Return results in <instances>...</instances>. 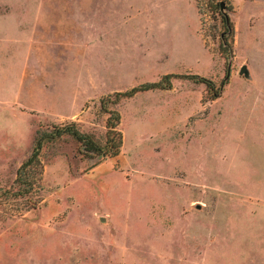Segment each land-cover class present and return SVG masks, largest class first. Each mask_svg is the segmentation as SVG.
<instances>
[{"label":"rangeland","instance_id":"rangeland-1","mask_svg":"<svg viewBox=\"0 0 264 264\" xmlns=\"http://www.w3.org/2000/svg\"><path fill=\"white\" fill-rule=\"evenodd\" d=\"M227 2L229 58L206 0H0V264H264V0ZM114 111L117 156L65 133L17 183Z\"/></svg>","mask_w":264,"mask_h":264},{"label":"trees","instance_id":"trees-1","mask_svg":"<svg viewBox=\"0 0 264 264\" xmlns=\"http://www.w3.org/2000/svg\"><path fill=\"white\" fill-rule=\"evenodd\" d=\"M200 4V2H199ZM202 5V4H201ZM229 2L227 0H206L204 9L205 13H211L215 16L220 17L221 22V36L219 43V50L222 55L226 58L232 57L233 55V47H234V39H235V26L230 16V11L232 8L228 9ZM173 74L166 75L159 82L143 84L140 87H135L130 91L126 92L125 96L132 97L138 92L150 91L154 89H170L172 87V78ZM190 79H193L200 83L207 84L211 90H214V84H210L206 78H201L197 75L189 76ZM224 86V85H223ZM222 86V87H223ZM221 88L215 90L213 92V96L217 97L220 94ZM111 116L107 121V140L104 145L98 144L95 140L92 139L88 134L81 132L76 128L75 124H70L68 126L56 127L54 131L45 132L41 134V137L37 138L35 141V146L31 156L26 160L18 170L17 173V183L20 185H27L30 189L36 185L37 182L40 181L42 175V163L40 161V152L43 147V141L46 139H56L57 137L62 136L65 133L72 135L76 140H78L82 146L85 154L88 155H108V156H117L120 153L123 137L121 131L118 129L120 124L121 116L117 111L109 112ZM34 168H38L34 169ZM32 172L31 173V170Z\"/></svg>","mask_w":264,"mask_h":264},{"label":"water","instance_id":"water-1","mask_svg":"<svg viewBox=\"0 0 264 264\" xmlns=\"http://www.w3.org/2000/svg\"><path fill=\"white\" fill-rule=\"evenodd\" d=\"M245 71H246V68H243L241 72L244 73Z\"/></svg>","mask_w":264,"mask_h":264}]
</instances>
